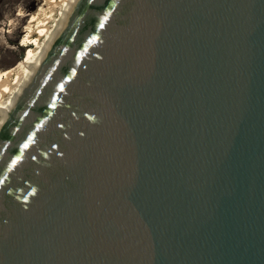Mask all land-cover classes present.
<instances>
[{
  "label": "water",
  "instance_id": "water-1",
  "mask_svg": "<svg viewBox=\"0 0 264 264\" xmlns=\"http://www.w3.org/2000/svg\"><path fill=\"white\" fill-rule=\"evenodd\" d=\"M0 116V264H264V0H71Z\"/></svg>",
  "mask_w": 264,
  "mask_h": 264
},
{
  "label": "rangeland",
  "instance_id": "rangeland-1",
  "mask_svg": "<svg viewBox=\"0 0 264 264\" xmlns=\"http://www.w3.org/2000/svg\"><path fill=\"white\" fill-rule=\"evenodd\" d=\"M4 1L7 2L0 20V71L3 74L31 53L33 44L31 46L27 40L33 30L31 14L54 8L56 0H19L12 4L13 0Z\"/></svg>",
  "mask_w": 264,
  "mask_h": 264
},
{
  "label": "bare ground",
  "instance_id": "bare-ground-1",
  "mask_svg": "<svg viewBox=\"0 0 264 264\" xmlns=\"http://www.w3.org/2000/svg\"><path fill=\"white\" fill-rule=\"evenodd\" d=\"M71 0H56L54 8L31 12L32 32L27 37L33 44L31 53L25 59H20L13 64L4 74L0 71V111L8 107L17 95L21 85L29 73L32 62L40 54L44 43L55 29L66 5ZM1 118V116H0Z\"/></svg>",
  "mask_w": 264,
  "mask_h": 264
},
{
  "label": "trees",
  "instance_id": "trees-1",
  "mask_svg": "<svg viewBox=\"0 0 264 264\" xmlns=\"http://www.w3.org/2000/svg\"><path fill=\"white\" fill-rule=\"evenodd\" d=\"M7 1H4V0H0V20L2 19V15H3V11H4V5L6 4ZM19 2V0H13L12 2H10L11 4L12 3H17Z\"/></svg>",
  "mask_w": 264,
  "mask_h": 264
},
{
  "label": "snow or ice",
  "instance_id": "snow-or-ice-1",
  "mask_svg": "<svg viewBox=\"0 0 264 264\" xmlns=\"http://www.w3.org/2000/svg\"><path fill=\"white\" fill-rule=\"evenodd\" d=\"M100 26L103 27V24H101ZM24 147H27V144H25Z\"/></svg>",
  "mask_w": 264,
  "mask_h": 264
}]
</instances>
